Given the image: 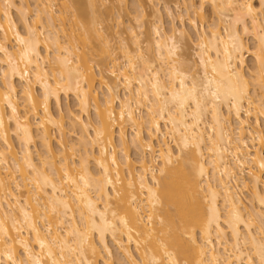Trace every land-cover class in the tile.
<instances>
[{"label":"bare ground","instance_id":"1","mask_svg":"<svg viewBox=\"0 0 264 264\" xmlns=\"http://www.w3.org/2000/svg\"><path fill=\"white\" fill-rule=\"evenodd\" d=\"M125 1L0 0V264H264V0L178 1L199 72Z\"/></svg>","mask_w":264,"mask_h":264},{"label":"rangeland","instance_id":"2","mask_svg":"<svg viewBox=\"0 0 264 264\" xmlns=\"http://www.w3.org/2000/svg\"><path fill=\"white\" fill-rule=\"evenodd\" d=\"M178 1L179 0H127V1H125L126 3H122L125 5L123 9L121 7V10L120 9H119V11L115 10L116 13L119 12V15H116L112 6L110 4H107L106 6L101 8V11L107 12V8L109 6H111L110 8H112V9L110 11V8H109V12H111L112 14L111 13L110 14L111 15L115 14L117 17L120 16V14H121V16H122L121 20L123 21V23L121 25H117L116 24L117 20L114 22V20L116 19L115 18L116 16H113L114 18L111 16V18H112V20H111V19H109V17L107 18V15H109V12H107L106 14L104 12V14H102V16L100 18L102 21L101 26L104 27L105 31H108V28L111 26H113V27L115 26V28L118 26L117 30H119L120 34H122V37H125L130 42V37L128 34L127 27L129 25H133V26H135V29L138 28L137 14L141 13L140 10L143 11V9H142V7H143L144 12L146 14L145 25H144L143 30L145 29L146 32H148V29H149L148 27H149L150 23H152L153 20H154L153 22H157L159 20L158 24H161L166 32L170 33L172 31H175L176 36L179 40V44H180L179 53H180L181 57L189 64L190 67L194 66L195 70L197 72H199V67L197 65L198 64V56H197L198 49L195 45V43L197 42V33H196L197 31L191 27V25L189 24L188 21L181 20L182 17H180V16L182 14H186V13H185L184 5L178 4ZM186 1L187 2L192 1L198 5L200 4V0H186ZM140 5H141V8L138 9L140 7ZM168 6L170 7L171 11L173 12V16H171L169 14V12L167 10ZM115 9H117V8H115ZM112 10H113V12H112ZM137 10H138V13L136 12ZM135 13H136L137 19L134 18ZM204 13L206 15L204 25L207 26L208 24L212 23L213 19H214L212 10L208 4L204 5ZM184 16H185V18L188 17L187 15H184ZM186 20H187V18H186ZM58 23H60V22H58ZM197 27H199V28L201 27L199 20H197ZM136 30H137V32H140L142 30V28H138ZM146 35L147 34H145V36L141 37V39L145 40ZM246 40H247L248 45H250L251 47L254 46L255 41L252 37H249ZM142 46H143L144 50L146 51V47H147L146 43L142 44ZM86 50L89 53H91V55L95 54V53L98 54V55L95 54L96 60L98 59L97 61L100 62L102 66H104V67L110 66V64H109L110 60H109V58H107V55H108L107 53H105V52H103V53L102 52L101 53L100 52H93L91 44L87 47ZM150 54H152V52ZM252 66H253L252 58L250 56H246V70L252 68ZM37 92H38V90H37ZM62 108L66 111L68 109L77 111V100L75 99V97H73L72 95L69 97L63 96ZM141 111H142L141 114H145V110L142 109ZM68 128H69V125H68ZM259 130H261L262 134L264 135V120L263 119H261ZM132 133H133L132 130L127 129V134L129 137L132 135ZM69 138H70L71 142H74V141L76 142V140H77V136L73 133L69 134ZM116 139L118 140V137H116ZM167 140L170 142L172 147L175 148V146L173 144L174 142L172 141L170 136H167ZM257 147L261 148L260 145H257ZM36 149H38V150L40 149L39 144L36 148H34V155L35 156L37 155ZM262 149L264 150V146H262ZM131 154H132V157H136V152L134 150L131 152ZM243 176L247 179V172L246 171H245V174ZM238 192H239L244 204L246 206H250L251 202H252L250 191L246 188L240 187V189H238ZM110 243H112V242H110ZM111 246H112V250H113L112 261L115 264H120L122 256L119 253V251L113 246V244ZM117 255H119L120 259L118 258ZM117 259H119V261ZM100 263L104 264L103 262H100Z\"/></svg>","mask_w":264,"mask_h":264}]
</instances>
